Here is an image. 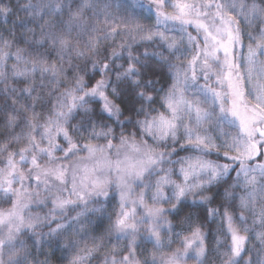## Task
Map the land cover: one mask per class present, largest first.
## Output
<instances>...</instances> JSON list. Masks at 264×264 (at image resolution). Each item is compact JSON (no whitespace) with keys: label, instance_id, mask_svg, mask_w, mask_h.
Segmentation results:
<instances>
[{"label":"snow or ice","instance_id":"obj_1","mask_svg":"<svg viewBox=\"0 0 264 264\" xmlns=\"http://www.w3.org/2000/svg\"><path fill=\"white\" fill-rule=\"evenodd\" d=\"M0 21V264H264V0Z\"/></svg>","mask_w":264,"mask_h":264},{"label":"trees","instance_id":"obj_2","mask_svg":"<svg viewBox=\"0 0 264 264\" xmlns=\"http://www.w3.org/2000/svg\"><path fill=\"white\" fill-rule=\"evenodd\" d=\"M0 23H2V21H0Z\"/></svg>","mask_w":264,"mask_h":264}]
</instances>
